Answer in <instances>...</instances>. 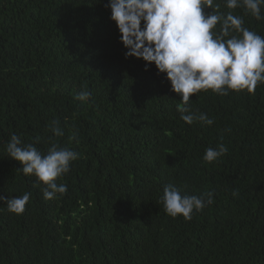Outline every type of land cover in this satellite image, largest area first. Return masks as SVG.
<instances>
[{
  "label": "trees",
  "instance_id": "trees-1",
  "mask_svg": "<svg viewBox=\"0 0 264 264\" xmlns=\"http://www.w3.org/2000/svg\"><path fill=\"white\" fill-rule=\"evenodd\" d=\"M106 3L0 0V195L31 193L20 215L0 201V264H143L152 252L184 259L214 240L209 264H264V84L193 94L192 111L214 123H185L164 75L125 58ZM244 19L264 36V21ZM83 90L91 97L81 102ZM12 134L44 154L52 145L79 153L57 179L66 194L44 199L8 157ZM219 144L227 154L205 162ZM169 183L211 191L213 203L173 218L160 203Z\"/></svg>",
  "mask_w": 264,
  "mask_h": 264
},
{
  "label": "clouds",
  "instance_id": "clouds-1",
  "mask_svg": "<svg viewBox=\"0 0 264 264\" xmlns=\"http://www.w3.org/2000/svg\"><path fill=\"white\" fill-rule=\"evenodd\" d=\"M223 5L226 12L220 11L217 0H107L104 5L118 30L125 58L142 60L145 71L154 65L157 74L164 75L171 90L180 95L182 104L177 105V111L189 125L214 123L206 113L192 111L189 101L193 94L208 90L221 96L229 91L252 93L258 84H264V36L246 27L244 19L250 15L258 22L264 21V0H223ZM238 8L243 15L234 14ZM90 97L91 93L83 90L77 99L84 102ZM49 130L57 137L63 136L59 121L50 122ZM5 150L8 157L21 164L25 176L36 177V187L43 185L44 199L66 194L67 185L58 184L57 179L70 171L79 153L52 145L44 154L16 134L10 136ZM227 152L224 144L209 147L203 160L212 163ZM213 195L211 191L202 196L182 194L180 187L169 183L163 188L160 203L167 215L183 216L188 221L194 211L200 212L213 203ZM30 197V192L7 199L0 195V201H5L8 212L20 215ZM217 242H210L208 249H195L184 259H168L163 253L152 252L145 255L143 264H209L213 259L211 248L217 247Z\"/></svg>",
  "mask_w": 264,
  "mask_h": 264
}]
</instances>
